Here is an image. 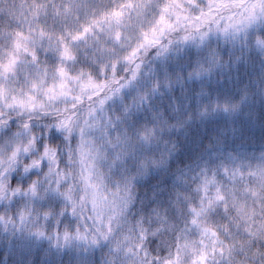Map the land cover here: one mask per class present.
<instances>
[{
	"label": "snow or ice",
	"instance_id": "6c2138e0",
	"mask_svg": "<svg viewBox=\"0 0 264 264\" xmlns=\"http://www.w3.org/2000/svg\"><path fill=\"white\" fill-rule=\"evenodd\" d=\"M0 18L7 25L0 33V241L32 261L42 240L63 256L111 234L130 186L115 170L150 148L166 124L156 113L151 123L133 118L162 87H173L167 74L124 99L146 65L213 37L239 44L241 55L253 47L264 53V0H7ZM220 62L210 52L188 78ZM239 106L217 96L200 115ZM216 155L223 158L177 178L176 222L159 233L166 241L150 240L141 227L135 243H117L115 252L138 264H235L238 257L264 264V154ZM139 163L147 171L157 161ZM217 213L226 224L209 222Z\"/></svg>",
	"mask_w": 264,
	"mask_h": 264
},
{
	"label": "clouds",
	"instance_id": "9594fccd",
	"mask_svg": "<svg viewBox=\"0 0 264 264\" xmlns=\"http://www.w3.org/2000/svg\"><path fill=\"white\" fill-rule=\"evenodd\" d=\"M33 47H39V41ZM202 51L205 57L210 52L217 53L225 65L231 64L234 57H243L238 84L247 89L248 99L239 114L229 120L218 119L206 123L186 124L185 120H181L175 129L165 124L163 130L158 131L150 148L142 149L135 158L127 159L115 170L117 178L130 180V186L119 215L113 219L108 239L97 234L98 246L87 252H65L62 261H57L53 256L47 264H138L136 257L126 259L122 253L118 255L115 252L116 245L135 243L141 227L148 231L150 240L155 239L158 244L167 236L159 233H164L169 224L176 222L178 177L204 161L214 165L210 161L217 153L252 154L256 158L264 154V53L253 47L251 50H243L241 55L239 44L225 47L213 40ZM40 59L44 61L43 53L40 54ZM226 94H237V86L234 84L229 87ZM36 119L42 120V116H37ZM145 122L151 123L150 119L143 123ZM35 133L39 135V129ZM144 158L157 163L144 171L139 163ZM32 179L36 177L33 176ZM51 203L55 204L54 208L57 210L63 206L59 200ZM226 223L218 220L214 224ZM152 233L158 235L152 236ZM8 264L40 262L32 261L29 257L21 259L20 254L14 252ZM235 264H247V261L238 257Z\"/></svg>",
	"mask_w": 264,
	"mask_h": 264
},
{
	"label": "trees",
	"instance_id": "16d2710c",
	"mask_svg": "<svg viewBox=\"0 0 264 264\" xmlns=\"http://www.w3.org/2000/svg\"><path fill=\"white\" fill-rule=\"evenodd\" d=\"M5 2H7V0H0V4ZM16 2H19V0H16ZM6 27V22L3 18H0V33H2ZM212 40L218 41L215 37H213ZM219 42L224 46L222 44V38ZM203 48H197L194 44L186 45L183 46L179 52H169L165 57L156 58L150 62V65H146L145 75L139 80L143 81L140 89L148 86L154 77L158 76L163 79L166 74L173 80L174 84L170 90L166 87H162L161 92L156 93L152 97L151 108L145 106L142 111L135 113L133 118L135 123H143L148 119L152 122L154 119L153 114L156 113L166 119L167 125L175 129L181 123V120H185L186 124L193 122L206 123L218 119L229 120L239 114L248 99L247 89L238 84L240 75L239 70L244 63L243 57L239 60L234 57L233 62L229 65H225L221 62L212 69L210 74H205L199 79L195 77L189 79L187 75L188 71L195 65L197 60L206 58L202 51ZM149 66L152 67L151 73H148ZM181 79L183 80V84L177 82ZM234 84L237 86V94H226L228 88ZM130 89L125 90V100L130 99L137 92L128 94ZM217 96L221 99L228 98L233 103H239L240 106L237 111L233 113L215 112L207 116H201L200 112L203 103L213 100ZM198 98L201 104H197ZM242 98L244 99L242 100ZM113 107L116 111L121 110L122 103L119 99ZM189 115H191V119H188ZM173 117H176V119H173ZM3 148L4 138L0 135V150ZM51 206L54 207L55 204L51 203ZM208 220L210 223H215L218 220L227 222L223 219L222 214L219 213L208 217ZM167 239L168 236L163 238L161 242ZM14 252L15 251L9 248L3 241H0V264H8ZM53 256H55L57 261H62L64 254L63 256H57L56 251L49 248L46 240H42L35 244L34 260L40 262V264H47Z\"/></svg>",
	"mask_w": 264,
	"mask_h": 264
},
{
	"label": "rangeland",
	"instance_id": "374dc122",
	"mask_svg": "<svg viewBox=\"0 0 264 264\" xmlns=\"http://www.w3.org/2000/svg\"><path fill=\"white\" fill-rule=\"evenodd\" d=\"M222 44H223L225 47H229V46L231 45V43L225 42L224 40H223ZM142 82H143V81H139V82L137 83V85L133 86V87L129 90L128 94H131L132 92H136L138 89H140V88L142 87ZM222 158H223L222 156L215 155V156L211 159L210 163H217V162H218L220 159H222ZM171 225H172V224H169V225H168V228H170Z\"/></svg>",
	"mask_w": 264,
	"mask_h": 264
}]
</instances>
